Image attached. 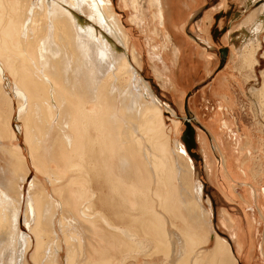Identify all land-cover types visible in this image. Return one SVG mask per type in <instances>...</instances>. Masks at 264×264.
Masks as SVG:
<instances>
[{
  "label": "bare ground",
  "instance_id": "1",
  "mask_svg": "<svg viewBox=\"0 0 264 264\" xmlns=\"http://www.w3.org/2000/svg\"><path fill=\"white\" fill-rule=\"evenodd\" d=\"M132 1L136 9L142 8L138 4L141 0ZM150 2L156 7L155 17L170 28L168 40L173 45L176 58L180 61L182 56L186 58L192 55V42H182H186L182 34L183 40L177 43L172 35L176 18L181 19L187 13L184 0H167L172 8L168 13V23L163 0ZM111 3L112 0H0V157L3 160L0 163L3 171V174L0 171V264H26L32 248L31 257L36 264H88L84 257L86 244L104 242L103 225L110 229L112 241L117 233L125 232L106 212V201L98 186L108 189L107 196H127L125 199L130 202L129 196L155 195L167 214L175 191V187L170 186L172 176H176L178 181L174 197L179 196L177 209L181 211V218L199 228L205 222L209 227L208 234L205 239L199 238L198 234L189 233L192 228L187 226L188 232L177 228L180 231L172 232V235L167 227L168 218L159 211L158 206L151 208L153 218L148 226H153L163 238L160 241L166 239L167 243L168 240H173L177 245L184 241H214L217 259L238 264V258L232 254L233 247L231 249L212 230L207 207L210 203L201 199V185L193 175V162L187 157L179 139L173 141L166 134L164 106L138 71L143 69L140 53L130 33L116 17ZM187 5L190 3L187 2ZM236 7L243 11L253 9L248 16L250 39H244L237 51L241 70L243 66L255 70L260 64L259 54L262 50L264 57V0H238ZM211 38L215 43L220 41L218 36ZM201 50L199 52L206 59L204 63L209 72L216 60L211 56L208 58L210 54L207 50ZM196 65L193 64L190 72L196 73ZM184 70L182 64L181 74L176 72V77L169 75V72L167 79L159 77L162 86H171L175 93L183 94V85L190 79ZM261 74L262 85L250 84L246 96L254 105V116L258 118V128L255 126V129L264 132V69ZM233 75H229L234 81L230 84L240 85L242 80ZM229 76L226 78L231 81ZM225 84V81L219 83L214 94L219 96L221 108L226 103L227 110L234 112L239 128L246 136L247 146L240 149L246 154L241 170L245 178L255 185L259 183V176L264 177V166L255 165L256 162L252 161L256 157L250 146L254 141L252 130L240 123L242 106H239L233 88L228 89L229 86ZM192 102L196 108L197 99L194 98ZM15 117L16 127L13 122ZM215 121L213 118L209 123L211 127ZM225 125L232 128L227 121ZM24 127L30 161L22 147H15L11 142L23 133ZM212 132L220 135L217 129L212 128ZM217 142L221 146L225 164L224 168H220L221 176L214 175L216 162L211 157L207 141L204 143L205 163L212 178L234 200L237 196L229 177L236 178L238 173L230 168V159L224 152L227 143L221 144L218 138ZM239 144L237 141L236 145ZM246 148L250 149L251 155L245 152ZM261 160L264 158L261 157ZM250 163L254 165L253 168ZM31 165L37 174L27 188L28 176L25 175L32 172ZM249 167L250 170L246 171ZM143 168L153 185L159 186L152 189L149 185L148 194L146 185L141 183ZM170 190L173 192L170 193ZM184 192L189 195L185 196ZM258 198V202L264 204V188H259ZM140 200L143 201L142 197ZM141 202L137 205L139 208ZM132 204L135 205V201L133 203L132 200ZM100 205L104 207L101 209ZM225 213L223 223H229L227 226L231 229L234 213L227 210ZM171 223L176 229L178 224ZM237 234L238 230L234 235L237 237ZM238 238L241 239V236L238 235ZM143 241L145 239L138 238L130 242L136 245L135 253L143 252L140 249ZM159 243L161 245L157 246L160 248L166 242ZM133 245L132 249L135 248ZM253 249L250 246L245 257L252 256ZM183 250L178 248L177 253L181 255ZM128 255L130 253L124 254L123 264L129 260ZM103 262L108 264L109 261Z\"/></svg>",
  "mask_w": 264,
  "mask_h": 264
},
{
  "label": "rangeland",
  "instance_id": "2",
  "mask_svg": "<svg viewBox=\"0 0 264 264\" xmlns=\"http://www.w3.org/2000/svg\"><path fill=\"white\" fill-rule=\"evenodd\" d=\"M150 1L151 0H141L138 4H141L142 8L137 7V9L134 7L132 0H112L113 3H111V5L114 6L116 17L120 18L121 23L123 24L124 28L130 33L131 40L132 42H135V47L140 53V59L141 61H143V69H138V71L142 74L144 82L151 85L155 96L161 101L162 106H164L163 116L166 121V134L170 136L173 141L179 139L180 143L186 150L187 157H189L193 162V175L196 179V182L201 185V199L205 203H207L208 201L210 203L209 206L207 205V207L212 230L222 240L226 241L230 245L231 249L233 247L234 252L232 251V254L238 258V264H264V204L259 203L257 200L259 199V188H261L262 190L264 188V177L259 176V183L255 185L251 184L250 180H247L245 178L244 173L241 169H243V164L246 161V154L244 152L242 153V150L240 149L242 146L245 147L244 145L247 146L246 136L239 128L240 126L238 125V120L236 119L237 117L234 112L231 110H227L226 103H223L224 106L221 108L220 98L219 96L214 94V90L217 88V85L219 83H222V81H225L226 87L229 86L228 89L233 88L234 94L238 96L239 106H242V118L240 119V123L248 126L253 133L252 138L254 141L250 146L253 154L256 157L253 158L252 161L256 162H254L255 165L258 163L259 166H264V160H261V157L264 158V132H260L257 130V117L254 116L256 111L254 105L250 103V100L246 96L247 92L249 91L250 84L258 83L259 87L262 85L263 77L261 71L264 69V57H262L263 50L259 54L260 64L257 65V68L255 70L251 67L248 68L247 66H243V70H241V62L239 60V54L237 51V49L244 43V39H250V35L248 34V25H250L248 16L250 15V13H252L251 10L253 9H246L245 11H243V9L236 7V3H238V0H236V2H234V0H184V10L187 13L181 19L177 16V22H175V27L173 29L175 33L173 32L172 35L174 36L177 43L185 39L186 42H182H184L185 44H189L190 42H192L191 44L196 47L191 48V51L193 52L192 55H188L186 58H182V56L181 60L179 61V59H177L173 53V45L170 44V41L168 40V32L170 31V28L169 26H166V28L160 22V20L155 17L156 7L153 6ZM172 1L173 0H171V2ZM187 2H189L190 5H187ZM167 3V0H163L164 13L166 22L168 23V13L170 12V10L172 11V8L170 9V5H168ZM211 12L212 14H210ZM208 14L210 15L208 16ZM82 17L85 18L83 14ZM181 36L183 37V39ZM212 36H218V39L220 41L217 43L213 42L211 38ZM132 47L133 45H131V49ZM223 47H227L228 49L230 48V51H228L229 56L226 57L224 63H222V56L219 52V50ZM198 49L207 50L208 54H210L208 55V58H210L211 56V58L216 60V63L211 66L209 72L207 71V64L205 65L204 63L206 59H204L203 55H201ZM182 59H184L183 63ZM194 63L197 64L196 73L190 72L191 67H193ZM182 64L185 66L184 71L189 75L190 79L188 80L186 85H183L184 93H180L179 95L173 91L171 86L163 87L162 80L159 77L163 76L167 79L168 74L171 76L174 75L176 77L177 74H181L180 69ZM155 67L158 71L155 69ZM232 74L242 80L240 85H238V83H235L234 86L230 84V82H234L232 77L229 76ZM227 76L230 77L229 79H231V81L227 80ZM256 97L259 96L257 95ZM194 98L197 99L196 108L192 104ZM186 104L191 116H188L187 114ZM188 117L194 130H196V133L194 134L196 138V146L192 148V151L196 152L199 155L198 158H195V156H191L189 154L187 145L182 139L183 132L187 128L186 121ZM213 118H215L216 121L214 126L211 127L209 123ZM225 121H227L228 125L232 127L231 129H229L225 125ZM13 122L15 124L14 127H16V117L14 118ZM255 126L257 127L256 129ZM212 128L219 130L220 135L216 136L212 132ZM25 131L26 130L24 127L23 133L19 134L16 139H12L11 142L15 147L21 146L23 152L26 154L28 160L30 161L29 143L26 141ZM201 134H203V137H205L206 140H204L207 141L208 147L211 151V157L216 162L215 165L217 167L215 166V176H221L220 168L225 167V164L223 163V153L221 151V146L217 142V138L218 140H220L221 144L224 142L225 144L227 143L224 152L227 155L228 159H230V168L233 171H237L238 173L236 178H231V176L229 177L232 188L234 189L235 196H237L234 200H231L229 196H227L228 194L224 192L223 187L219 185L215 178H212L211 172H209V169H207V165L205 163L206 160L204 159V150L206 148V145L204 144L205 141L202 139L203 137H201ZM237 141L240 142V146L236 145ZM174 145L175 147H177L176 143H174ZM245 152H248V155H251V151L249 148H246ZM137 159H140L139 156L137 157ZM140 162L142 163V161ZM0 163H3L2 156L0 157ZM250 166H252V163H250ZM253 167L254 165L252 166V168ZM31 168L32 172L28 174L26 173L25 175L26 177L28 176L25 184V186L27 185V188L29 183L35 177V174H37V170L33 165H31ZM250 168L251 167L246 168V171L250 170ZM0 171L3 174L2 167H0ZM140 176L141 178L143 177V179H141V181L143 182L141 183L145 184L147 187L145 188L147 194L149 193V185L150 187H152V189L157 188L158 185H156L155 183L153 185L151 177H149L144 168L143 173H141ZM149 180L151 181V183ZM171 180L169 179V182L171 183H169L170 186L173 185L172 187H175L173 189L177 191L176 187H178V181L176 180V176H172ZM98 190L102 191V196L106 201L105 209L106 212L110 215L111 220L118 224L121 228H123L125 232L126 230L128 231L127 234L124 232L128 237L123 232H121V234L117 233V236H114L113 241L118 239L119 242L116 243V246L110 245L111 247L105 246L100 248L99 250L102 253H118V256L123 253H130V255H128L130 260L134 253L137 251H134V249H132L133 244L130 242L136 239L138 240V238H141V240H146L150 235H148V233H143V230H156L153 226H148L150 225L153 218V214L151 211V208L153 206L154 208L158 206L157 208L159 209V211H161L163 215L165 214V216L168 218V225L167 223L166 225L170 233H177V231H180V229L184 230V232H188L187 230H189V228H192L193 230H197L199 234L204 232V236L202 237L204 239L207 236L206 234H208L207 231L209 227L205 222L204 226L199 228V226L196 227L189 221H187L186 223V221L181 218V211L177 209L178 203H180L179 198L177 199V197L179 196L177 195L174 197V194L176 192L174 191V193L173 191H171L172 189L170 190V193L173 192V197L171 200L170 198H168V202L170 200L169 204L171 203V208L169 206V210H167L169 213L167 212V214L165 210H162L163 208L161 206L160 199H158L157 196L155 197V195L129 196L131 198L130 202L125 199L127 196H107L106 194L108 192V189L104 186H98ZM146 193L144 192V194ZM150 193L152 192L150 191ZM184 195L188 196L189 193L186 192ZM141 197L143 201L140 200ZM123 200H126L125 203L123 202ZM132 200L133 203L135 201V205L132 204ZM139 202L142 203V206L144 203V206H146V208L144 206H140L139 208ZM173 203H175V207L173 206ZM103 207L104 206L100 205L101 209ZM145 209L147 211H145ZM225 210L232 211L234 213V220L232 221L233 225L231 229L229 226H227L229 223L227 225L223 223ZM214 212L216 217L214 216ZM225 215L227 216L228 214L225 213ZM181 219H183L184 221H182ZM238 219L239 221L237 223L236 220ZM171 221H173L175 225L178 224L176 229L173 227ZM248 223H250V225ZM187 226L190 227L188 228ZM102 228H104L105 230L102 231L103 240L107 241V239H111L112 241V236H110L109 233L110 229L106 227V225H103ZM128 228L134 231L130 232ZM177 228L180 229L177 230ZM233 230L236 233L238 230L239 234H237V237L234 235L235 232L233 233ZM173 233L172 235L175 234ZM134 234L138 235H136V239H134ZM155 234L157 240H163L162 236L158 235L157 230ZM238 235L241 236V239L238 238ZM126 242L128 243V245H126ZM213 243L215 242H208L206 246L212 247ZM250 246L254 248V252L252 253V256L250 255L249 257H245L250 249ZM32 251L33 248L28 252L26 264H36L32 261ZM157 251L158 250H155L154 253ZM210 251L211 249L209 248L200 250L201 256H208ZM131 253H133L132 256ZM99 257H101L99 254L96 255V259L100 260L101 258ZM221 264L229 263L225 261L221 262Z\"/></svg>",
  "mask_w": 264,
  "mask_h": 264
},
{
  "label": "crops",
  "instance_id": "3",
  "mask_svg": "<svg viewBox=\"0 0 264 264\" xmlns=\"http://www.w3.org/2000/svg\"><path fill=\"white\" fill-rule=\"evenodd\" d=\"M210 14H212V12ZM210 14H208V16ZM236 221L238 223L239 219L236 220ZM176 224H177V222H176ZM193 231H196V232H193ZM143 233H148L150 235L148 241L145 240V241H143L141 243V245L142 244L143 245L142 246L140 245V249H142L143 252L142 253L140 252L138 254L134 253L133 258H131L130 260H127V261L125 260V264H221L220 258L217 259L216 255H215V252H214L215 251V243H213L212 247L206 246L208 242H212V241L200 240V242L202 241L201 242L202 244L199 242V240L193 241V242L192 241H190V242L184 241L183 243L179 242V244L177 245L176 242H174L173 240H171V241L168 240V243H167V241H165L166 239L164 241H160L158 239L159 242H162V243L166 242L167 243V244L165 243V245H164V243L162 244V246L165 249H164V251L161 252L163 247L160 246V248H159V246H157V244L161 245V243H159L158 240L156 239L157 237H156V234H155L156 233L155 230L154 231L151 230V229H148L147 231L143 230ZM153 233H154V235H153ZM189 233H191L192 235L198 234L199 238H202L204 236V232L199 234L197 230H193V229H192V231H189ZM152 238H154V239H152ZM118 242H119L118 239H116L114 241H109V242L108 241H104V242H102V241H93L89 245L86 244V250L87 251L85 252V256H84L85 260L87 258L88 261L87 260L86 261L88 262V264H89V262L90 263L91 262H93V263L95 262V264H96V262H98V261H100L101 264H102L103 261L104 262L105 261L106 262L109 261L110 263L107 262L108 264H123L124 261H122V260H124L123 259L124 258V255H123L124 253L120 254L118 256L117 255L118 253H109V254H107V253H102L99 250L100 248L105 247V246L106 247L116 246V243H118ZM186 242H188L187 243L188 245L186 244ZM94 244H95V246H92ZM169 244H170V246H169ZM135 246L136 245L134 244L133 248ZM95 247H97V248H95ZM90 248L93 249V250H91ZM167 248H169V250H167ZM178 248L182 249V250L186 249V248H188V249L183 250L184 253L181 252V255H180V253H177L178 252ZM207 248L211 249V251L209 252V255L208 256H205V255L201 256L200 250L207 249ZM135 249H136V247L134 248V250ZM156 249L158 251H160V252L157 251V252L154 253V251ZM189 249H192V251L189 250ZM185 251H187V252H185ZM174 253L175 254L177 253L178 255L177 254L175 255ZM185 253H187V254H185ZM212 253H213V256H212ZM98 254L101 256V257H99V258H101L100 260L96 259V255H98ZM177 257H179V258H177ZM178 261H180L181 263L178 262ZM93 263H91V264H93ZM98 264H100V263L98 262Z\"/></svg>",
  "mask_w": 264,
  "mask_h": 264
},
{
  "label": "water",
  "instance_id": "4",
  "mask_svg": "<svg viewBox=\"0 0 264 264\" xmlns=\"http://www.w3.org/2000/svg\"><path fill=\"white\" fill-rule=\"evenodd\" d=\"M219 52L221 53V56H222V63H224V61L226 60V57H227L228 48L223 47L219 50ZM186 110H187L188 116H191L190 111L187 107V104H186ZM186 125H187V128L183 132L182 139L187 145V150H188L189 154L191 156H195V158H198L199 155L196 152L192 151V148L196 146V141H195V137H194L195 130H194L193 126L191 125L190 121L187 120ZM214 216L216 217L215 212H214ZM240 264H244V263H240Z\"/></svg>",
  "mask_w": 264,
  "mask_h": 264
}]
</instances>
